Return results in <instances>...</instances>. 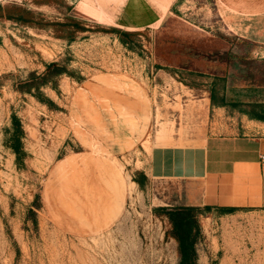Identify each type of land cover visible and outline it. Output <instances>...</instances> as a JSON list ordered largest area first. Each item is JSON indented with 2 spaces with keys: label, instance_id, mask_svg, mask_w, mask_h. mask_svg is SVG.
<instances>
[{
  "label": "rangeland",
  "instance_id": "374dc122",
  "mask_svg": "<svg viewBox=\"0 0 264 264\" xmlns=\"http://www.w3.org/2000/svg\"><path fill=\"white\" fill-rule=\"evenodd\" d=\"M263 31L264 0H0V264H179V211L192 264H264V210L147 172L264 134Z\"/></svg>",
  "mask_w": 264,
  "mask_h": 264
},
{
  "label": "crops",
  "instance_id": "0c3cea01",
  "mask_svg": "<svg viewBox=\"0 0 264 264\" xmlns=\"http://www.w3.org/2000/svg\"><path fill=\"white\" fill-rule=\"evenodd\" d=\"M147 172L190 181L188 205L264 210V134L211 133L154 143Z\"/></svg>",
  "mask_w": 264,
  "mask_h": 264
},
{
  "label": "trees",
  "instance_id": "16d2710c",
  "mask_svg": "<svg viewBox=\"0 0 264 264\" xmlns=\"http://www.w3.org/2000/svg\"><path fill=\"white\" fill-rule=\"evenodd\" d=\"M233 209V208H229ZM176 231L179 240V248L181 259L179 264H192L195 255V242L191 239V228H188V223L185 222L186 216L183 212H177Z\"/></svg>",
  "mask_w": 264,
  "mask_h": 264
}]
</instances>
